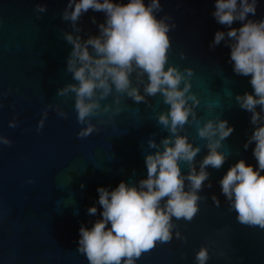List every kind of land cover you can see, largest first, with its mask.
Masks as SVG:
<instances>
[{"label": "water", "instance_id": "obj_1", "mask_svg": "<svg viewBox=\"0 0 264 264\" xmlns=\"http://www.w3.org/2000/svg\"><path fill=\"white\" fill-rule=\"evenodd\" d=\"M38 3L46 5V12L35 11ZM67 3L0 0V135L12 141L11 146L0 144V264H89L86 255L77 250L79 229L82 224L91 228L101 218L97 188L111 191L121 181L134 184L147 178L145 155L155 152L147 141L152 138L159 143L169 134L157 123V114L169 108L158 94L148 97V104L124 97L119 114L93 117L99 131L78 138L83 126L77 122L74 95H56L57 89L74 82L66 71L73 47L63 37L64 32H72L71 21L62 19ZM215 3L160 0L162 10L156 15L157 19L167 15L171 17L168 23L175 24L168 33L172 45L168 63L181 71L193 69L191 91L200 100L195 111L202 118L201 126L219 117L234 127L220 149L228 159L218 170L211 166L206 169L212 187L207 186L209 181L204 182L198 194L207 199L199 202L195 218L188 222L173 217L177 227L172 241L158 242L136 264H198L195 254L201 246L209 251L206 264H264V229L238 223L219 184L239 160L254 168L258 163L253 155L255 142L244 148L255 128L251 113L235 100L237 94L254 92L251 76L234 73L227 37L210 47L217 31L229 30L214 18ZM248 19H264V0H257L256 13L249 14ZM104 21V13L90 9L77 21L82 27L79 35L84 40L98 35V25ZM242 23L235 21L231 27L239 28ZM112 102L110 96L101 104ZM49 104H59L68 118L48 109L43 128L37 131ZM13 119L17 121L15 128L9 127ZM100 119L106 122L99 123ZM185 130L181 134L202 149L195 158L199 170V161L208 152L206 141L199 139L195 123L186 124ZM181 169L187 174L186 164H181ZM213 195L219 199V206L213 202ZM91 206L97 207L95 216L87 212ZM176 231L187 238L186 242L176 238Z\"/></svg>", "mask_w": 264, "mask_h": 264}, {"label": "clouds", "instance_id": "obj_2", "mask_svg": "<svg viewBox=\"0 0 264 264\" xmlns=\"http://www.w3.org/2000/svg\"><path fill=\"white\" fill-rule=\"evenodd\" d=\"M256 8L257 0H216L213 16L229 30L226 33L217 31L210 47L219 45L227 37L234 73L251 76L254 92L237 94L235 100L241 109L251 113L250 122L255 128L244 148L247 150L255 142L253 155L258 167L241 159L228 169L219 184L229 211L237 214L238 223L264 229V175L261 174L264 172V19H248L249 14L255 15ZM90 9L104 13L105 21L98 25V35H89L84 40L79 35L82 27L77 21ZM46 10V5L36 4L37 13ZM161 10L160 0H149L147 4L144 0H129L128 3L68 0L62 12V19L71 21L72 32H64L63 37L73 46L66 71L72 74L74 82L57 89L56 95L65 98L74 95L77 122L83 126L77 133L78 138L99 131L97 124L92 123L93 117L119 114L124 97L148 104V97L159 94L169 106L167 111L157 114L158 125L169 134L159 143L152 138L147 141L148 147L155 149L145 155L147 178L134 184L121 181L111 191L97 188L101 218L91 228L82 224L79 229L77 250L86 255L89 264H136L141 255L151 251L158 242H171L173 229L177 227L173 217L188 222L195 218L199 202L207 199L198 194L204 182L209 181L207 186L212 187L206 169L211 166L218 170L228 159L220 149L234 127L219 117L208 119L201 126L202 118L195 111L200 100L191 91L193 69L181 71L168 63L172 46L168 33L175 24L168 23L171 17L167 15L157 19L156 14ZM235 21L243 22L242 26L231 27ZM92 23H97L95 17ZM181 55L183 57V53ZM110 96L113 102L102 106L101 101ZM48 109L68 118L59 104H49L42 113L37 131L43 128ZM98 122L106 121L100 119ZM191 123H195L198 137L206 141L204 147L208 150L199 161V170L195 158L202 149L194 146L188 135L181 134L186 131L185 125ZM9 127H17V121H9ZM11 143L0 135V144L11 146ZM181 164L187 165V174L182 172ZM212 200L216 206L220 205L215 195ZM87 212L95 216L97 207L91 206ZM175 236L187 240L179 231ZM209 259L208 248L201 246L195 260L198 264H206Z\"/></svg>", "mask_w": 264, "mask_h": 264}]
</instances>
